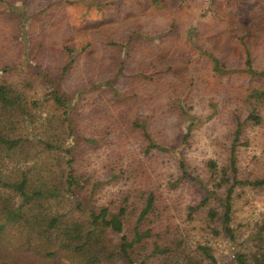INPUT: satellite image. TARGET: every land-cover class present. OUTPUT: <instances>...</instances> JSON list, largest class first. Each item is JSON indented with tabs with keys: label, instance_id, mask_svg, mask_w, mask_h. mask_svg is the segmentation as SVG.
Returning a JSON list of instances; mask_svg holds the SVG:
<instances>
[{
	"label": "rangeland",
	"instance_id": "374dc122",
	"mask_svg": "<svg viewBox=\"0 0 264 264\" xmlns=\"http://www.w3.org/2000/svg\"><path fill=\"white\" fill-rule=\"evenodd\" d=\"M247 15L252 37L242 42L232 33ZM243 49L251 52L260 76L244 73ZM69 50L74 63L66 69ZM208 54L228 71L217 72ZM262 73L264 0H0V85L26 94L30 107L38 103L32 109L35 134L43 129L59 135L72 148L73 168L90 179L81 197L89 205L82 208L117 214L126 204V233L137 225L152 231L132 253L135 264H212L203 247L217 264H238L235 255L253 253L255 238H264V186L236 187L231 239L222 231L220 200L193 210L206 198L204 190L189 180L173 187L181 175L175 161L163 153L146 155L147 140L134 125L139 122L157 144L176 150L187 132L181 106L197 118L181 155L189 172L212 188L216 182L208 164L228 166L236 118L246 119L249 95L264 90ZM51 92L64 97L67 112L48 98ZM260 113L264 118V106ZM14 140L8 131L0 134V162L4 176L20 179L35 161L21 151L6 152ZM241 142L248 146L237 151L239 179H263L264 123L249 122ZM46 162L56 164L54 157L42 158L37 168ZM112 171L119 177L110 180ZM225 193L219 191L220 199ZM2 197L21 204L12 190L2 191ZM45 206L67 213L69 224L88 219L89 211L82 213L73 201ZM212 209L216 220L210 218ZM10 226L0 240V264H86L84 254L49 243L58 233L43 237ZM103 238L108 251L102 264H126L118 249L121 235L108 230ZM156 245L167 252L154 253Z\"/></svg>",
	"mask_w": 264,
	"mask_h": 264
},
{
	"label": "trees",
	"instance_id": "16d2710c",
	"mask_svg": "<svg viewBox=\"0 0 264 264\" xmlns=\"http://www.w3.org/2000/svg\"><path fill=\"white\" fill-rule=\"evenodd\" d=\"M246 23H242L236 31L232 33V38L235 34H240L239 40L244 42L248 37H252L250 30L247 29L249 24V16L247 15ZM232 23L235 25V18H232ZM248 38V39H249ZM251 39V38H250ZM249 39V40H250ZM242 47L246 48V44L242 43ZM246 53L244 65V73L251 76H260L254 71L253 59L251 52L248 49H243ZM69 50L71 61L66 69H69L74 63V52ZM209 58L215 64V70L228 71L226 64L211 54ZM264 76V73H262ZM55 105L65 108L67 112V102L63 96L56 92H51L48 96ZM248 115L246 119L240 116L236 118V130L234 139L231 144L228 166L219 168L216 162L210 161L208 166L210 172L215 177V184L210 188L207 183L198 175L189 172V167L181 155V150L189 144V137L192 129L198 124V119L193 117L188 111L181 106V113L184 119L185 128L187 130L182 140L181 149H171L169 147L159 145L150 135L148 129L139 122H135V127H138L144 134L147 140L146 155L163 153L170 156L174 161L177 169L181 173L176 182H173V187H177L184 180L195 182L206 193V198L201 202L199 207H205L212 198L220 200L224 208L222 218V231L227 237L234 239V231L231 228L233 199L237 186H264V178L254 182L243 181L239 179L238 157L237 151L239 146H248V142L242 143L245 126L251 122L255 126H261L264 123V118L260 113L261 107L264 106V90L255 89L249 95ZM33 107H37L38 103L33 102ZM33 107H30L27 101L26 94L16 90V87L8 84L0 85V134L4 131L10 132L15 136L14 144L9 145L6 152L14 150L21 151L25 158L35 161V166H31L28 170L22 173L20 179H12L4 176L2 170V162H0V240L4 235L8 234L10 225L14 224L15 229L21 231L25 229L32 233H38L40 236H45L47 232L53 234L58 233L56 237L49 236L50 244L55 242L60 244L63 250H71L78 255L84 254V263L86 264H102L104 255L107 253V246L103 238V232L112 231L121 235V243L118 246L119 254L125 260L126 264H135L132 253L136 251V246L145 243L148 237L152 236V231L147 229L141 231V226L137 225L133 231L128 234L125 230V220L128 215V207H121L117 214H113L109 208H102L99 212L95 209L85 210L82 207L88 208L89 202L82 200V195L87 191L90 184V179L81 177L73 168L74 156L72 148H67L65 141L59 135L52 133L46 134L43 129L39 130V134L34 133L36 127V115L33 113ZM28 131V133H27ZM63 155L69 157L64 161ZM54 157L56 162H46L45 167L37 168L36 163L44 158L45 160ZM1 161V160H0ZM64 166V167H63ZM220 174V180L217 181V176ZM217 175V176H216ZM118 174L111 172L110 180L118 178ZM226 190L223 197H219V191ZM14 191L21 199V204L18 207L10 205L7 199L2 197V191ZM64 201H73L77 209H81L82 213H87L88 219L85 222H73L69 224L68 214H61L58 211L54 213L52 207H47L45 204L56 202L57 205ZM129 201L128 198L125 202ZM148 201L155 203V195L150 193ZM87 211V212H86ZM211 220H216L218 213L215 210H210ZM30 216V217H28ZM19 221V222H17ZM42 232H41V231ZM31 232V231H30ZM254 242L256 250L253 253H238L235 259L238 264H250L252 260L254 264H264V238L257 236ZM155 246L154 253H166ZM203 255L212 264H217L216 258L211 254L206 247L201 248ZM153 253V254H154ZM5 264V263H1ZM17 264V263H16ZM18 264H25L19 262ZM174 264H182L177 260Z\"/></svg>",
	"mask_w": 264,
	"mask_h": 264
}]
</instances>
